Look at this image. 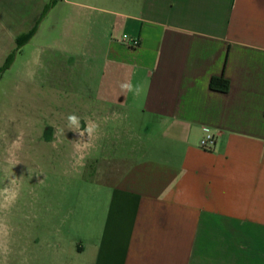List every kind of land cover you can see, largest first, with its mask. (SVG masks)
I'll use <instances>...</instances> for the list:
<instances>
[{
	"label": "crops",
	"instance_id": "crops-1",
	"mask_svg": "<svg viewBox=\"0 0 264 264\" xmlns=\"http://www.w3.org/2000/svg\"><path fill=\"white\" fill-rule=\"evenodd\" d=\"M59 5L62 42L33 77L75 82L81 130H95L49 129L94 166L74 205L21 211L16 264H264V0ZM222 75L228 93L209 87ZM123 117L128 145L110 133Z\"/></svg>",
	"mask_w": 264,
	"mask_h": 264
},
{
	"label": "rangeland",
	"instance_id": "rangeland-1",
	"mask_svg": "<svg viewBox=\"0 0 264 264\" xmlns=\"http://www.w3.org/2000/svg\"><path fill=\"white\" fill-rule=\"evenodd\" d=\"M21 1L17 8V0H0V264H16L14 239L17 223L23 220L21 211L28 216L33 208L74 205L94 166L84 171L75 151L62 147L60 134L49 129L69 122L70 115L78 118L81 102L69 99L71 90L78 91L75 82L71 85L68 79L62 85L46 78L45 70L33 77L36 60L51 57L49 46L62 42L59 34L50 36L49 27L71 9H54L58 0ZM77 60L72 57L69 65ZM125 122L123 117L110 123L113 142L130 144L123 133ZM116 130L122 132L115 134Z\"/></svg>",
	"mask_w": 264,
	"mask_h": 264
},
{
	"label": "trees",
	"instance_id": "trees-1",
	"mask_svg": "<svg viewBox=\"0 0 264 264\" xmlns=\"http://www.w3.org/2000/svg\"><path fill=\"white\" fill-rule=\"evenodd\" d=\"M56 1V0H55ZM37 29L34 28L33 31L30 32V36H33L34 32ZM209 87L212 91L221 92V93H228L230 90V83L229 81L222 75L220 77H214L211 79Z\"/></svg>",
	"mask_w": 264,
	"mask_h": 264
},
{
	"label": "clouds",
	"instance_id": "clouds-1",
	"mask_svg": "<svg viewBox=\"0 0 264 264\" xmlns=\"http://www.w3.org/2000/svg\"><path fill=\"white\" fill-rule=\"evenodd\" d=\"M121 88L122 89H126V90H129V91H132L133 90V87H132V85H130V84H128V83H124V84H122L121 85ZM135 91L138 93L139 92V89L137 88V89H135ZM68 120H69V123H70V127H72L73 129H75L76 130V132H78V133H84V132H86V133H90V132H92V131H94L95 129H94V126H92V127H90L87 123H86V128L82 131L81 130V124H80V120H79V118H77L76 116H74V115H70L69 117H68Z\"/></svg>",
	"mask_w": 264,
	"mask_h": 264
},
{
	"label": "built area",
	"instance_id": "built-area-1",
	"mask_svg": "<svg viewBox=\"0 0 264 264\" xmlns=\"http://www.w3.org/2000/svg\"><path fill=\"white\" fill-rule=\"evenodd\" d=\"M132 46H138V41H131ZM216 143V136L212 133H207L200 141V146L203 150L209 151Z\"/></svg>",
	"mask_w": 264,
	"mask_h": 264
}]
</instances>
